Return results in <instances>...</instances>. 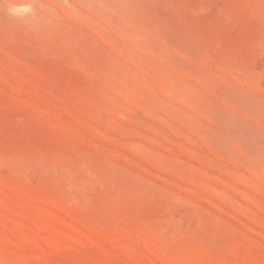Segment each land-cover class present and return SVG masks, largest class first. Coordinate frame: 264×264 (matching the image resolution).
I'll use <instances>...</instances> for the list:
<instances>
[{"label": "rangeland", "instance_id": "374dc122", "mask_svg": "<svg viewBox=\"0 0 264 264\" xmlns=\"http://www.w3.org/2000/svg\"><path fill=\"white\" fill-rule=\"evenodd\" d=\"M0 264H264V0H0Z\"/></svg>", "mask_w": 264, "mask_h": 264}]
</instances>
